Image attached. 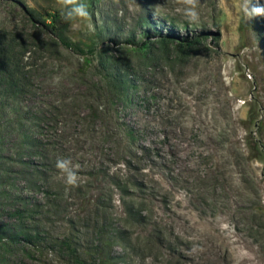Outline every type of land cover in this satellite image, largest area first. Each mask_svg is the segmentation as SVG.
Wrapping results in <instances>:
<instances>
[{
  "label": "rangeland",
  "instance_id": "obj_1",
  "mask_svg": "<svg viewBox=\"0 0 264 264\" xmlns=\"http://www.w3.org/2000/svg\"><path fill=\"white\" fill-rule=\"evenodd\" d=\"M178 6L95 0L69 48L56 0H0V264H103L108 238L118 264H264V17Z\"/></svg>",
  "mask_w": 264,
  "mask_h": 264
},
{
  "label": "clouds",
  "instance_id": "obj_2",
  "mask_svg": "<svg viewBox=\"0 0 264 264\" xmlns=\"http://www.w3.org/2000/svg\"><path fill=\"white\" fill-rule=\"evenodd\" d=\"M176 2L179 6L175 11L182 14L189 24L200 22V0H176ZM56 4L60 9L62 19L72 24L74 28L79 26L80 21H91L92 13L85 0H56ZM238 8L249 20L257 16L264 17V3L260 0H256L255 3L253 0H238ZM88 27L92 28L91 23ZM60 79V76H55L52 82L58 84ZM55 166L64 179L66 191L79 186V165H74L71 159L61 158L57 159Z\"/></svg>",
  "mask_w": 264,
  "mask_h": 264
},
{
  "label": "trees",
  "instance_id": "obj_3",
  "mask_svg": "<svg viewBox=\"0 0 264 264\" xmlns=\"http://www.w3.org/2000/svg\"><path fill=\"white\" fill-rule=\"evenodd\" d=\"M85 2L88 4L90 12L93 13V11L95 9V0H85ZM58 25H60L63 28V29H60V31L58 33L59 39L62 41V43L65 46H67L69 48L74 47V44L64 35V31L68 29V27L70 26V23L64 21L62 19L61 15H59ZM151 34H152V31L148 30L145 32V37H148ZM128 43L134 44V41L129 40ZM145 44L146 43H142L141 46H143ZM135 45H137V44H135ZM18 237H20V236H14L12 239L14 241H17ZM24 237L29 242L32 240V237L30 235H25ZM113 244H114V240L111 238H108V240H105L104 242L100 243V245L95 248V250L93 252V256L98 257V259L103 264H118V262L116 261L117 260L116 256L112 255V253L110 252ZM64 247H66L68 249V253H69V261L68 262H69V264H94V263H96V262H92L91 259L88 260V258H83L80 255H78L77 249L72 248V246L70 244H67V242H64ZM94 261H96V260L94 259Z\"/></svg>",
  "mask_w": 264,
  "mask_h": 264
}]
</instances>
